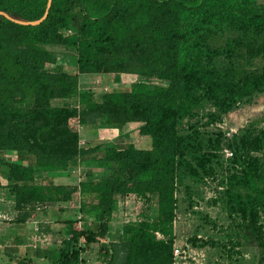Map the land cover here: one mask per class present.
Segmentation results:
<instances>
[{"label":"trees","instance_id":"obj_1","mask_svg":"<svg viewBox=\"0 0 264 264\" xmlns=\"http://www.w3.org/2000/svg\"><path fill=\"white\" fill-rule=\"evenodd\" d=\"M45 3L0 0V10L34 20ZM82 76L125 87L80 88ZM263 93L264 0H51L36 25L0 15V188L13 209L6 224L34 221L54 205L66 235L40 247L49 264H170L176 193L185 194L186 214L200 217L192 206L211 189L206 202L221 205L226 223L218 237L195 231L187 240L219 245L237 264H264V115L234 132L211 129ZM80 126L119 137L80 141ZM144 137L149 145L136 146ZM79 170L82 179L68 181ZM130 196L141 201L138 217L114 231L113 209ZM66 209L72 217L63 218ZM40 221L38 236L51 229ZM11 246L0 253L39 264ZM89 247L94 259L81 254ZM243 248L254 250L245 263Z\"/></svg>","mask_w":264,"mask_h":264},{"label":"rangeland","instance_id":"obj_2","mask_svg":"<svg viewBox=\"0 0 264 264\" xmlns=\"http://www.w3.org/2000/svg\"><path fill=\"white\" fill-rule=\"evenodd\" d=\"M56 51H61L62 47H56L55 48ZM64 53L63 55L66 53H70L68 51H64L62 50ZM63 55L59 56L60 58L63 57ZM63 60V59H60ZM72 57L69 59V63L67 64V66L65 67L67 70H73L74 68V62L72 61ZM63 61H61L62 63ZM81 76V75H80ZM83 81H85V83L83 84ZM110 82V78H106V77H92L88 80V78L86 79L84 76H82L80 78V83H79V87L80 88H86V87H91L94 90H99L100 88L103 87H107L109 84L110 85H114V83L116 84V88L117 89H121L124 88L125 85H120L119 83H117V80H115L113 78V81L111 80ZM121 82L123 83V81L121 80ZM109 83V84H108ZM262 115H264V93L261 94L260 96H258L255 100V102L251 105H247V106H242V107H238L236 109H234L233 111H231L230 113L227 114V116H225L224 122H216L215 124L212 125V128H220L222 130H226L228 132H234L237 128L241 127L242 125H244L245 123H247L250 120L253 119H257L259 117H261ZM78 133L80 135V141L83 139L89 140L90 142L96 143V142H102V143H113V142H117L116 139H118L119 135H115L114 132H112L110 129H100V128H96V129H90L88 127H84V126H80L78 127ZM115 135V136H114ZM132 138V135H123V142H125L126 140L130 141ZM119 141H121L119 139ZM136 146H140V147H147L149 145V141L148 138L144 137L141 138L139 141H136L135 143ZM81 171L79 170V174H77L76 176L74 175V177L70 176L71 179L68 180L70 182H77L79 180L82 179V175L80 173ZM40 174H38L40 177L41 174L44 175V172L40 171ZM70 174V172H69ZM59 180V179H58ZM64 178L61 180L63 181ZM66 180V178H65ZM37 181L39 182L40 180L37 179ZM3 183H5L3 181ZM211 189L205 190V192H203V196H210L212 194V191H210ZM199 193V196L202 194L201 190H195L193 188V193L192 195H197ZM7 194L5 192L4 189L0 188V210H2V212H0V227H1V223H3L2 228H4V226H7L8 223L6 224L7 219L11 216L10 214L12 213L13 209H12V202H11V198L10 196L7 197ZM177 197L180 199L178 204H177V209L175 211V216L176 218V222L173 225V232H174V236H175V240H177V238L181 239V238H185L187 236H189L190 234H192L193 232L197 231L200 234L203 235H207L208 237H213L215 234V237H218L219 235V230H221V227L224 226V224L226 223V219H225V214L224 211L222 210V207L220 204H215V205H210L206 202V197L204 199H199V204L196 205L194 204L192 206L193 209L195 210H199L202 211V213L200 214L201 216L198 217L197 215H187L186 212L188 211L186 209V202L183 200L185 197V194L182 192V190L180 189L177 193H176ZM136 199L135 197L130 196L129 198L125 199L124 201H118L113 209L112 212V216H111V220L109 222V226L111 227V229H120V225L122 224V222L127 221V220H133L136 219L138 217V210L139 207L141 205V201ZM73 204H77L76 201L71 200V204L68 206H71ZM57 207V206H56ZM54 205L52 206H47V208H45L46 210H51L55 212V215L58 214L57 208ZM195 207V208H194ZM56 208V210L54 209ZM67 211L64 213L63 218H66L67 216H71L73 215V211H69V209H66ZM204 212L206 213V215L209 217L208 218V222L206 220H204V218L202 217V215L204 214ZM77 214V213H76ZM75 214V215H76ZM55 215H53V217H51L50 220V224L49 226L51 227V229L54 231L55 229H57L54 233H51V235H47L45 233H43L42 236H39L38 238L35 236V234L32 235L31 239L29 242L31 243H39V244H51L55 243L56 245H60V241L62 239V237L64 235H66L65 231H64V225H62L60 219H55ZM210 219L212 221H210ZM58 221V222H55ZM211 222H213L211 224ZM76 218L73 220V224L72 227H75V229H80L81 223L82 221L80 220V224H78L76 226ZM33 225H36V222H33ZM83 225V224H82ZM32 226V225H31ZM35 227V226H34ZM63 227V231H59L58 228ZM220 227V229H219ZM199 230V231H198ZM113 231V232H114ZM1 238H0V244L1 245H7L10 246L11 242H12V236L14 235V231H12V229H8L7 232H5V230L2 232L1 230ZM63 235L61 237V235ZM107 237L109 236V233H107L106 235ZM177 236V238H176ZM59 238V241H55L53 242L54 238ZM25 240V239H22ZM178 241V240H177ZM59 242V243H58ZM32 244V245H35ZM1 248V247H0ZM204 250V254L207 258V264H237L236 262H232L231 260H229L227 258V256L225 255V251L221 250L219 245H214V246H210L209 244H207V247L203 249ZM243 253L242 258L245 259H240L241 261H243L244 263L249 261V258L252 257V255L254 254V250L251 248H246L241 251ZM97 252L96 249L94 247L92 248H88L87 252L82 256H84L85 258L87 257V259H94L95 256H97ZM19 256V255H17ZM52 260V259H51ZM34 262V260H32ZM0 264H16L14 258H10L8 254H3L0 253Z\"/></svg>","mask_w":264,"mask_h":264},{"label":"crops","instance_id":"obj_3","mask_svg":"<svg viewBox=\"0 0 264 264\" xmlns=\"http://www.w3.org/2000/svg\"><path fill=\"white\" fill-rule=\"evenodd\" d=\"M64 173L65 172H63V171H49L46 173V175H49L50 178H52L53 180H58V179L62 180L65 176ZM0 212H2V210H0ZM12 214L13 213L10 214L11 216L9 218L12 217ZM53 215H55L54 211L45 209V210H41L40 212H38V216L34 219V221L33 220L32 221H26L22 224H13L12 223V224H8L7 226H4L5 232H7L8 229H12V231H14V235L11 238L12 239V242H11L12 246L11 245L10 246L15 251L16 255L21 256L23 254H26V255H28V257H30L32 260H34V262H37L39 264H49L50 263V260H48L46 257L41 256L42 250H40V247H42V246H43L42 248H47V247L50 248L51 246L55 247V245H56L55 243L51 242L50 245L49 244L47 245V244H39V243L37 244L36 243L37 246L35 249L28 248V246L35 244V243L29 242L33 234H35V236L37 238L39 237L34 231V230H36V225H33V222L37 221V223H40L41 222L40 219H43L44 222H50L51 217H53ZM57 215H59V213L55 215L56 218L58 217ZM2 226L0 227V229L2 231H4ZM62 228L63 227H60V228H58V230L61 232V231H63ZM1 230H0V232H1ZM56 230L57 229H55L53 231L52 229H50L49 232L45 233V234L51 235V233H54ZM64 231H65V229H64ZM59 235H61V234H59ZM62 236L63 235H61V237ZM22 239H25V240H22ZM31 240L33 242V239H31ZM59 240L60 239L58 237L57 238L55 237L53 239V242L59 241ZM0 246H1V244H0ZM81 254H83V252Z\"/></svg>","mask_w":264,"mask_h":264},{"label":"built area","instance_id":"obj_4","mask_svg":"<svg viewBox=\"0 0 264 264\" xmlns=\"http://www.w3.org/2000/svg\"><path fill=\"white\" fill-rule=\"evenodd\" d=\"M223 152L225 156L231 155V152L228 149H224ZM75 218V224L77 226L80 224L79 215H76ZM176 218L177 217L175 216V219ZM154 236L156 239L163 238L162 234L158 231H154ZM198 238H201L200 234L196 235V239ZM177 240L174 239L171 245L170 264H205V254L203 249L199 247L198 240H196L194 243L188 241L186 237L181 239L177 238Z\"/></svg>","mask_w":264,"mask_h":264},{"label":"water","instance_id":"obj_5","mask_svg":"<svg viewBox=\"0 0 264 264\" xmlns=\"http://www.w3.org/2000/svg\"><path fill=\"white\" fill-rule=\"evenodd\" d=\"M50 2H51V0H46L45 8H44V11H43L42 15L39 18L34 19V20H20V19H16V18H13V17L9 16L7 13H5V12H3L1 10H0V15L5 17L6 19L16 23V24H20V25H36L46 16L48 7L50 5ZM226 116H227V114H226Z\"/></svg>","mask_w":264,"mask_h":264}]
</instances>
